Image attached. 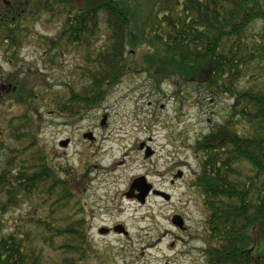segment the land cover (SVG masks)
<instances>
[{
	"label": "trees",
	"instance_id": "16d2710c",
	"mask_svg": "<svg viewBox=\"0 0 264 264\" xmlns=\"http://www.w3.org/2000/svg\"><path fill=\"white\" fill-rule=\"evenodd\" d=\"M52 23L55 38L37 29ZM33 43L46 68L60 66L54 51L80 54L58 89L21 66ZM0 52L14 68L0 76V264L100 262L85 224L90 168L56 163L42 108L75 125L142 71L228 100L221 122L187 145L208 214L203 257L264 264V0H0Z\"/></svg>",
	"mask_w": 264,
	"mask_h": 264
},
{
	"label": "rangeland",
	"instance_id": "374dc122",
	"mask_svg": "<svg viewBox=\"0 0 264 264\" xmlns=\"http://www.w3.org/2000/svg\"><path fill=\"white\" fill-rule=\"evenodd\" d=\"M37 29L50 39L58 33L55 23L37 25ZM103 40L104 36L95 42L100 46ZM46 52L36 43L26 45L21 51V66L29 74L39 68V81L43 76L42 82H51L58 89L57 85L65 82L73 70V63H81V56L73 50L54 51L60 66L46 68ZM138 52L141 58L146 49ZM13 70L3 62L0 52V76ZM210 97L196 86L185 89L183 84L177 86L169 79L157 82L149 72L142 71L127 76L101 109L75 125L49 116L47 109L42 108L44 142L56 152V163L61 161L65 167L83 173L90 168L86 179L90 192L85 201L90 205L94 227L123 223L130 229L128 238H101L95 234L100 253H111V263L103 260L101 264H205L203 237L208 214L201 194L192 187L198 163L187 145L210 132L229 108L228 100L213 103ZM191 98L194 102H190ZM19 112L15 107L11 114ZM103 115L108 116L104 126ZM90 131L94 143L84 138V133ZM67 140L68 146L61 147L60 143ZM142 143L154 151L151 156L146 157L147 152L140 149ZM177 171L183 172V179L173 178ZM140 177H146L157 190L166 191L171 199L151 195L146 204H141L126 197L124 192ZM174 214L187 219L186 233L172 225ZM172 243L175 247H171ZM263 252L261 243L255 254Z\"/></svg>",
	"mask_w": 264,
	"mask_h": 264
},
{
	"label": "flooded vegetation",
	"instance_id": "af4514ba",
	"mask_svg": "<svg viewBox=\"0 0 264 264\" xmlns=\"http://www.w3.org/2000/svg\"><path fill=\"white\" fill-rule=\"evenodd\" d=\"M104 116V115H103ZM91 132V131H90ZM85 134V133H84ZM94 142H95V140H94ZM94 142H91V143H94ZM60 145H61V143H60ZM67 147V146H66ZM140 149H143L145 152H152V154L154 153V151L153 150H151L150 149V147L148 146V145H146L145 143H142L141 145H140ZM183 172L182 171H177L174 175H173V178L174 179H183ZM146 178V177H145ZM137 179V178H136ZM136 179H134V181L136 180ZM174 179L172 180L173 182H174ZM134 181L132 182V184H131V186H130V188H129V190H127V191H125L124 193H126V197H128L129 199H134V200H137V201H140L139 200V195L141 194V193H145L144 192V186H145V183L146 182H143V181H141L140 183H137L136 185H133L134 184ZM147 184V183H146ZM132 187H134V188H132ZM154 187V186H153ZM155 191H158L155 187H154V189L153 190H151L149 193H155ZM90 191L88 190V191H86V193H89ZM160 192H162V193H167L166 191H160L159 190V193ZM151 195H153V194H150V195H148V197L146 198V201H145V203L144 204H146L147 202H148V200H149V197L151 196ZM140 203H141V201H140ZM89 210V209H88ZM174 216H181L183 219H184V221H185V229H183V230H180L179 229V232L180 233H186L187 232V230H188V227H187V225H186V223H187V219L183 216V215H180V214H174L172 217H171V223H172V225L174 226V228H176V229H178L174 224H173V222H172V220H173V218H174ZM86 226H87V229H88V232H87V234H88V238H89V241H90V244L92 245V247H93V250L94 251H97L99 254L98 255H100V262H93L92 264H101L102 262H103V260H106L107 262H109V263H111V258H110V256H111V253H110V251H108V250H104L103 252H102V254L100 253V246H99V244H97L96 242H95V234H97L98 236H100L101 238H103V237H111V236H123V237H126V238H128V237H130V229H129V227H127L125 224H123V223H116V224H114V225H112V226H99V227H97V228H95L94 227V223H93V221H92V219H91V217H90V220L89 221H87L86 223ZM121 226H123V227H125V228H123V227H121ZM96 230V231H95ZM95 232V233H94ZM108 247H111V245L110 246H108ZM171 247H175V243H172V245H171ZM163 264H171L170 262H166V263H163Z\"/></svg>",
	"mask_w": 264,
	"mask_h": 264
},
{
	"label": "water",
	"instance_id": "95a60500",
	"mask_svg": "<svg viewBox=\"0 0 264 264\" xmlns=\"http://www.w3.org/2000/svg\"><path fill=\"white\" fill-rule=\"evenodd\" d=\"M106 120H107V116H104V119H103V121H102V126L105 125ZM84 138L89 139V140H91V141H93V140L95 139L93 133L85 134V135H84ZM69 143H70V141L67 140V141L61 143V145H62V146H67ZM151 155H152V152H148V153H146V157H149V156H151ZM141 181L147 183V184L145 183V186H144V192H145V193H141V194L139 195V200L141 201L142 204L145 203L146 198H147L148 195H150V194H153V195H155V196L162 197V198L166 199L167 201L170 200V195L167 194V193H162V192L159 193V191H155V193H149L151 190H153V185L149 184L148 181H147V179H146L145 177L137 178V179L134 181V184H133V185H136L137 183H140ZM132 188H134V187H132ZM172 222H173V224H174L178 229H180V230L185 229V221H184V219H183L181 216H174ZM121 227H123V226H121ZM123 228H125V227H123Z\"/></svg>",
	"mask_w": 264,
	"mask_h": 264
}]
</instances>
